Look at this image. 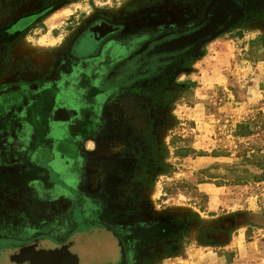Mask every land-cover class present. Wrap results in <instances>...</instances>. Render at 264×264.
Returning <instances> with one entry per match:
<instances>
[{
    "label": "rangeland",
    "instance_id": "rangeland-1",
    "mask_svg": "<svg viewBox=\"0 0 264 264\" xmlns=\"http://www.w3.org/2000/svg\"><path fill=\"white\" fill-rule=\"evenodd\" d=\"M203 3L0 0V264H39L17 254L10 241L47 229L57 238L63 229L58 209L68 202L60 197L47 205L57 197L37 191L34 182L46 169L39 148L56 144L37 122L45 109L36 102L26 107L42 85L56 83L65 96L76 87L78 69L64 67L76 33L100 15H150L164 27H183L197 20ZM22 17L31 21L14 36L9 28ZM57 112L62 118L63 110ZM90 118L81 139L67 148L91 217L116 234L81 226L69 239L74 254L50 264H120L121 242L128 264L188 259L196 252L232 260L234 252L225 247L234 230L249 241L264 229V180L255 179L261 175L255 161L264 157V0L252 4L236 29L158 79L117 92ZM218 260L205 261L224 264Z\"/></svg>",
    "mask_w": 264,
    "mask_h": 264
},
{
    "label": "flooded vegetation",
    "instance_id": "flooded-vegetation-1",
    "mask_svg": "<svg viewBox=\"0 0 264 264\" xmlns=\"http://www.w3.org/2000/svg\"><path fill=\"white\" fill-rule=\"evenodd\" d=\"M213 1L204 0L197 20L183 27H164V21L152 20L150 15H133L132 19L124 20L107 19L100 15L76 33L64 52L65 69H78L76 87L65 96L64 89L56 83L42 85L44 87L36 91L33 101H28L26 107L28 109L36 102L45 109L44 119L40 117L37 122L44 128V136L56 144L49 148H39V164L46 169L34 182H39L42 188H37V191L50 193V196L55 194L57 197H49L55 200L47 202V205L57 204L60 197H64L62 202H68L64 208L58 209L57 218L60 217L59 224L63 229L60 228L61 234L57 238L47 229L28 239H12L10 248L17 250V254L26 253L28 258L39 264L51 263L42 257L44 251H57L59 259L66 257V252L73 255L70 249L74 243L69 239L81 226L94 227L115 236L112 226L98 217H91L92 212L85 205L84 194L78 186V163L75 164L68 148L72 140L78 142L81 139L82 133L91 124L90 114L95 107L101 106L119 91L158 79L170 67L183 64L202 45L236 29L257 0H229L231 5L226 2L218 4L214 11L224 12V17L222 19L221 15H217L215 25L212 29L209 25V29V9ZM30 21V17H22L13 23L9 28L11 34H21ZM204 28H208L206 33L193 37ZM61 109L63 117L61 115L62 118H56V113H59L57 111ZM35 135L33 132L26 141L27 146ZM45 216L48 220L53 219L52 213ZM121 248L128 264L123 242L120 243ZM64 262L61 264H66Z\"/></svg>",
    "mask_w": 264,
    "mask_h": 264
},
{
    "label": "crops",
    "instance_id": "crops-1",
    "mask_svg": "<svg viewBox=\"0 0 264 264\" xmlns=\"http://www.w3.org/2000/svg\"><path fill=\"white\" fill-rule=\"evenodd\" d=\"M48 41H51V39H48ZM259 231L264 233V229L262 228H260ZM258 232L256 235L250 237L249 241H246L242 238L243 234L237 229L234 230L232 237L227 239L225 247L226 250L234 252V258L232 260L227 261L220 253L213 254L209 252L205 254V257H202L196 252L194 253L196 257H189L188 259H165L158 264H206L205 260L208 258H213L215 263H217L219 258H222L219 259L218 262L223 261L224 264H264V234Z\"/></svg>",
    "mask_w": 264,
    "mask_h": 264
},
{
    "label": "water",
    "instance_id": "water-1",
    "mask_svg": "<svg viewBox=\"0 0 264 264\" xmlns=\"http://www.w3.org/2000/svg\"><path fill=\"white\" fill-rule=\"evenodd\" d=\"M228 3L229 5H231L230 3H229V0H214L213 2H212V4H211V6H210V9H209V20H211V22H210V24H208V28L210 29V26H211V29L213 28V24L214 23H216V21H217V18H218V16L217 15H221L222 16V19H223V17H224V12H221L220 10H218L216 13H215V9H217L216 8V6L218 5V4H222V3ZM215 8V9H214ZM207 14V13H206ZM212 24V25H211ZM210 25V26H209ZM215 25V24H214ZM208 28H204L201 32H199V33H195V35L193 36V37H195L196 38V36H199V35H201V34H203V33H206L207 32V29ZM201 33V34H200ZM34 254H37V253H34ZM42 257L43 258H46V259H48L49 261H51V259H55V258H57L58 257V252L57 251H44L43 252V254H42ZM120 264H126V258H125V253H124V250H123V248H121V261H120Z\"/></svg>",
    "mask_w": 264,
    "mask_h": 264
},
{
    "label": "trees",
    "instance_id": "trees-1",
    "mask_svg": "<svg viewBox=\"0 0 264 264\" xmlns=\"http://www.w3.org/2000/svg\"><path fill=\"white\" fill-rule=\"evenodd\" d=\"M255 159V158H254ZM256 160V159H255ZM264 161V157H261L260 159H257L255 161V167L258 168L261 172V175L255 176V179L257 181H263L264 180V165L262 164V162ZM244 179H239L238 181H243ZM205 242V241H204ZM203 241L202 243L205 244ZM212 241H210L209 243H211ZM209 245V244H208Z\"/></svg>",
    "mask_w": 264,
    "mask_h": 264
}]
</instances>
